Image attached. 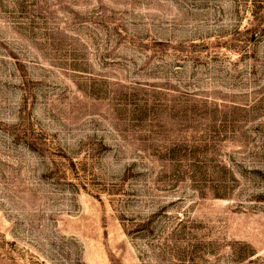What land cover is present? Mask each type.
Segmentation results:
<instances>
[{"label":"rangeland","instance_id":"obj_1","mask_svg":"<svg viewBox=\"0 0 264 264\" xmlns=\"http://www.w3.org/2000/svg\"><path fill=\"white\" fill-rule=\"evenodd\" d=\"M0 264H264V0H0Z\"/></svg>","mask_w":264,"mask_h":264}]
</instances>
